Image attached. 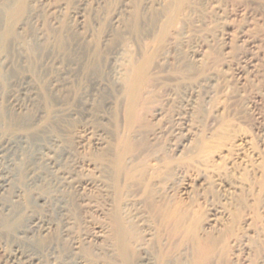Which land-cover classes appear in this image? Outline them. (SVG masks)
I'll return each mask as SVG.
<instances>
[{
    "label": "rangeland",
    "instance_id": "374dc122",
    "mask_svg": "<svg viewBox=\"0 0 264 264\" xmlns=\"http://www.w3.org/2000/svg\"><path fill=\"white\" fill-rule=\"evenodd\" d=\"M46 2L48 5L62 6L64 10L61 9L63 12L59 17L63 26L65 25L64 28L69 29L76 26L79 20L77 14L82 16L83 28L85 26L89 31L92 27L94 31L96 27L97 30L103 31L104 28H108L109 18L111 20L114 15L121 16L122 20L118 18L117 22L119 30L116 26L114 28L118 33L123 32L127 39L135 37L133 36L135 33L128 27L129 21L126 22L127 17L130 18L132 14L131 8L137 7V10H141L140 13L145 14L146 19L144 14L142 17L146 21L148 16L152 18L149 12L153 9L144 12L147 0H46ZM185 3L187 4H184V9L182 8L169 29L172 31L169 32L174 34L171 45L167 44V39L155 41L149 32L142 35L151 45L154 43L151 47L155 52L153 62L155 72L151 74L149 92L140 106L139 119L134 126L139 134L137 142L141 145L134 167L142 168L139 167L138 172L136 171L137 177L134 178L136 180H133L131 188V192L134 193L131 201L134 203L132 210L138 217L135 218L138 229L140 228L142 234L148 233L150 239L146 246L147 251L145 254L140 252L137 255L140 259H136L135 263L138 260L137 264H146V257H150L152 264H166L178 254L176 248L183 240L182 248L188 247L187 252L185 248L184 251L189 260L192 255V258L196 256L195 244L201 243L209 246L207 259L203 264H257L264 258V0H186ZM36 5L34 8L39 9L38 25L35 24V27L33 24L32 27L27 25L22 31L16 30L19 39L12 43L13 48L11 47L6 55V61L13 62V65L16 63L17 69H11L12 64L5 65L6 63L1 62L3 65H0L5 73L4 78H0V109L10 113L14 111V114L17 113V108L32 104L29 91L24 92L22 87L23 77L27 72L33 77L29 85H26L28 90L46 89V84H43L45 80L43 81L37 69L41 55L35 53L30 57L31 61H28L24 58L29 57L25 46L23 47L24 42H19L25 40L28 43L27 38L39 28L46 36L52 34L49 12L43 10V6ZM151 18L149 25L156 21ZM69 32L79 37L82 31L74 29ZM77 33L79 35H76ZM48 44L47 41L46 45ZM194 52L198 56L195 54L196 57L192 58ZM163 56L167 57L162 60L166 61L165 63H161ZM197 57L199 62L194 59ZM25 59L28 65L24 62ZM21 60L25 66L24 63L21 64ZM100 106L97 109L101 110L103 106ZM44 120H41L39 125L44 126L46 124ZM103 123L91 119L88 127L100 130L99 133L108 138L111 127L110 124ZM75 126L74 123L65 122L64 125L61 122L59 127L54 124V128L49 129L52 132L50 131L48 135L61 130L58 134L62 133L61 136H65L62 137L63 145L72 150L75 141L72 130ZM0 131L3 139L0 141V186L8 181L9 187L6 188H11L10 191L6 188L7 191L0 190V215L4 213L5 217L7 215L8 218L12 217L8 224L11 227L0 225V264H11L9 259H6L17 246L29 254H36L39 250L41 254L37 255L40 257L37 264H76L78 259L90 264L92 262L113 264L109 258L102 257L87 247H83L77 258L70 257L68 239L58 236V232L47 237L36 234L34 236L29 234L30 237L22 236L20 232L26 229L24 227L27 213H31L30 216L40 215L39 217L44 220L50 223L53 221L52 224L56 226L60 225L55 211L51 210L52 204H49L52 198L47 201L48 206L47 203H35L31 198L34 195L33 191L37 190H41L44 195L50 194L51 197L53 187L46 179L49 178L46 172L49 168H45L42 162L32 155L36 152V147L25 152V148H22L18 141L5 144V138L7 140L15 131L16 134L22 131L15 127L4 129L2 125ZM33 169H38L36 172L45 177L48 186L31 181L32 174L29 172ZM17 188H21V192L15 199ZM9 200L17 204L12 201L10 204ZM103 202L99 198L98 203L101 205ZM23 204L26 206L28 204V208L26 207L27 213L22 211L25 218L20 215L21 211L18 213L23 223L20 225L19 218L15 220L18 215L14 212L20 207L25 209ZM9 205L16 206L11 208ZM72 206L70 216L75 222L74 232L78 230L77 233L88 232L96 225L105 224V216L102 217L103 214L100 216L99 212H89V222L85 224L80 219L79 210ZM8 208L10 211L13 209V212L6 211ZM177 215L178 218L180 215L179 219H175ZM179 224L181 229L176 231ZM178 231L180 235L177 234ZM51 243L54 249L47 247ZM191 249H194L193 252Z\"/></svg>",
    "mask_w": 264,
    "mask_h": 264
},
{
    "label": "bare ground",
    "instance_id": "6f19581e",
    "mask_svg": "<svg viewBox=\"0 0 264 264\" xmlns=\"http://www.w3.org/2000/svg\"><path fill=\"white\" fill-rule=\"evenodd\" d=\"M185 2L186 0H147V3H145L146 5L144 6V12L147 13V11L153 8L152 11L149 12L150 14L148 13L153 19L156 20L154 23L151 22L152 25L148 24L151 17L148 16L149 19L147 17L146 21L144 20L145 14L143 13V18V14L140 13L141 10H137V7L136 9L135 7L131 8L132 14H130V18H128L129 14L127 15L128 20L126 19V22L129 21L128 27L132 33H135V35H133L135 37L134 39H127V36L122 34L123 32L118 33V31H116L117 29L119 30L118 27H120L117 26V22L119 21L118 18L121 17H118V15L113 14L114 17H111V20L109 18L108 28H104L103 31H105V29L106 31L103 34V31L101 29L97 30V27L95 30L97 32L92 29L93 27L90 29V31L88 28L87 31L85 26L83 28L84 22L82 20V16L77 14L76 17L78 16L79 20L77 24L75 23L76 26L73 28L76 31L81 30L82 32L79 33L80 35L78 33L76 34L79 35V37H75L74 31V33L69 32L74 30L73 28H71V30L68 27L64 28L65 25L63 26V23L59 17V14L63 12L61 11L63 8L59 4L48 5L46 0H0V65L5 63V65H10L13 63L6 61V55L8 54L7 52L9 49L12 47V43H16L18 38L16 30L22 31L25 26L27 27V25H31V27L32 24L34 25L33 27H35V24L38 25L37 22L39 19V9L34 8V5L39 4V6H43V10L49 12V22L52 27V29L50 28L52 30V34H50L51 36H46L45 33H43L39 28L34 30L33 33L30 34L29 38H27L29 39L28 43H26L25 40L19 41L24 42L23 47L25 46L27 54L29 55V57L27 56L24 58H27L28 61L35 53H39V56L41 55L42 58H40L39 62L37 60V69L38 73L41 74L40 76L43 78V81L45 80L46 82L43 83L46 84V89L44 90L43 88H35L32 90L29 88L30 90H28V86L26 87V85L31 82L30 79L33 77L27 72L28 75L25 74L24 77L21 75L24 79L22 87L24 92L29 91V98L31 97L30 101L32 104L30 106H27L28 104L22 106L24 108L21 114L20 110L22 107L20 109L15 107L18 109L16 114L13 113L14 111H11L12 113H10V111L8 112L6 110L0 109V125H2L4 129H11L15 127L22 131L19 134L18 132L16 134L15 131L7 138V140L5 138V144L8 145L18 141L23 146L22 148H25V152L26 150L29 152V150H31L33 147H36V150L34 148L36 152L32 155L37 160L42 162L41 164H43L45 168H49V171L48 169L45 171L49 174V178H46L48 179L47 182L53 187L51 197L50 194L44 195L43 192H40L41 190L38 191L36 189L37 191L34 192L32 189L34 195H32L33 197L31 198H33L35 203L39 202V204H45L50 198H52V202L49 204H52L51 207L53 209L51 210L55 211L57 215L55 216L56 218L58 217V223L60 224L59 226H56V224H52L53 221L50 223L44 220L42 217H39L40 215L36 216L37 214L35 216H30L31 213L28 214L26 212V207L28 208V204L27 206L23 204L25 209H21L20 207V210L17 209L14 212L15 215H18V213L21 211V216L23 212L27 213V216L23 214V216L26 217V226L24 227L26 229L20 232L22 236L27 237L29 234L34 236L36 234L40 237H47L52 233L58 232V236L60 235V237L63 236L64 238L68 239L70 257H76L79 255V252L83 249V247H87L92 249V251L96 254H99L105 258H109L113 264H137L138 260L136 263L135 260L140 259L137 258V255L140 254V252H144L145 254L147 251L146 246L150 238H148V233H146L147 235L143 233V235L142 231L139 230L140 228L138 229V224L136 222L137 220H135V218L138 217L135 216V213L132 210L134 203L131 201V198L134 194L131 192L133 180H136L134 178L137 177L136 173L140 167L139 166L137 169H135L134 165L137 164V151L141 147V145L137 142L139 134L136 131L137 129H134V126L136 121L139 119L140 106L149 92V84L152 80L151 74L155 72H153L155 69V66L153 67L155 52L153 47H151L154 45V43L151 45L150 42H148L146 39H143L142 35L145 32H149L148 34H150L151 37H154L152 39H155V41L160 42L163 39H167V44L171 45L174 34H171L170 32L172 31L169 29H171V25L175 23V19L182 11V8L184 9V4H187ZM119 14L121 15V13ZM42 23L43 22H41V24ZM115 26L117 28L116 30L114 28ZM128 27H126V29ZM130 33L131 32H129V34ZM147 36L145 38H147ZM45 41L46 43L48 41L49 44L46 45ZM195 54L196 52L192 53V58L196 57L197 54ZM166 58L167 57L164 56L162 59L160 58L161 63L164 62L162 60H165ZM27 59L24 60L25 63ZM194 59L196 62H199L198 57ZM1 62L3 64H1ZM24 62L21 60V64ZM15 64L16 63H14V65L12 64L13 66L11 69H17V64ZM26 64L28 65V62ZM4 75L5 73L0 67V78L3 79ZM98 106L102 107V109L100 110V108H98V110ZM44 119L46 120V124L44 126L39 125L41 120ZM91 119L102 123H108V125L110 124V136L108 138H104V136L99 133L100 130H96L93 127H88V122ZM61 122L63 125L64 122L65 124L74 123V126L76 124L72 130L74 133L73 136L75 137L74 148L72 150L67 149L63 145L62 137L65 136H61L62 133L58 134L61 130L57 133L48 135V133L52 132L49 129H53L54 124L59 127ZM37 125L41 127H37ZM66 126L68 127V125ZM71 129L72 128H68V130ZM179 135H181V132ZM0 139V141L3 140L1 136ZM10 147H12V145ZM26 154L27 153H25V155ZM22 160L23 159H21V161ZM39 161H37L38 164H40ZM29 168L30 167H28V169ZM141 168L142 167L139 169ZM36 171H38V169H33L29 172L32 174L30 176L31 181L34 183L40 182L41 185L44 183L43 185L48 186V184L45 183V177H42V175L38 174ZM140 171L141 170H139V172ZM16 181L17 180H15V182ZM7 183L9 182L6 181V183H3L0 186V190L7 191L9 189L6 188L9 187ZM19 186L21 185L19 184ZM40 186L38 187L40 188ZM11 187L14 188V186ZM38 187L36 186L35 188ZM44 188L46 189V187ZM20 189L15 191V199L19 197L21 192ZM41 189L43 190L42 187ZM28 193H30V191H28ZM47 193H49V191H47ZM26 197H28V195ZM99 198L104 201L102 203L103 205L98 203ZM23 199L24 201L26 200L25 198ZM11 201L13 202V200ZM11 201L9 200L10 204L12 203ZM15 203L17 204V202ZM49 204L47 203V206ZM71 205L79 210V214H81L80 219L85 224L89 222V212H99L100 216L103 214L102 217L105 216V224L99 226L96 225L92 229L90 228L91 231L88 232L77 233L79 230L74 232L73 224L75 222L70 216ZM10 207L13 208L12 206ZM9 208L6 209V211H8ZM10 212L8 213L10 214ZM174 213L176 215V212ZM1 215L4 216V213ZM1 215L0 225L2 224L4 227H6V225L10 224L9 220L10 218L12 219V217L10 216V218H8L9 215L2 217ZM20 215H18V217L14 215L13 216L17 217L15 220L18 218L20 220ZM23 216L22 218H25ZM176 218H178V215L175 217V219ZM11 221L13 222L14 219ZM18 222H20V225L23 224L21 223L22 220ZM18 222L14 224L17 225ZM180 224L178 225L179 227ZM182 225L183 224H181V226ZM179 227L177 229L175 228L176 231L181 229V227ZM13 231L15 230L13 229ZM179 231L176 233L179 234ZM181 240L182 238L180 241ZM182 242L183 240L176 248L178 254L165 263L203 264L207 259V254L209 251L208 244L196 243L194 247L196 256L194 255L195 258H192V255L189 260L187 258V253H185V251L187 252L186 248L188 247H184V251V248H182ZM51 244H49L47 247L54 249L53 244ZM10 253V255L8 254L9 256L6 260L9 259L11 264H37V261L40 260V257L37 255L41 254H39V250L36 251V254H29L19 246L15 247ZM165 255H167V253ZM145 261L146 264H152L150 257H146ZM76 264L90 263L78 259ZM91 264L100 263L92 262ZM257 264H264V258L260 259Z\"/></svg>",
    "mask_w": 264,
    "mask_h": 264
}]
</instances>
